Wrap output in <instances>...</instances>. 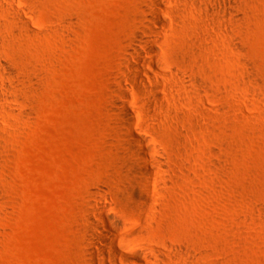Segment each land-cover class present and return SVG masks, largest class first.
Returning <instances> with one entry per match:
<instances>
[{"label": "rangeland", "instance_id": "rangeland-1", "mask_svg": "<svg viewBox=\"0 0 264 264\" xmlns=\"http://www.w3.org/2000/svg\"><path fill=\"white\" fill-rule=\"evenodd\" d=\"M151 1L16 0L30 31L2 15L0 264H89L99 203L127 252L168 243L186 247L168 264H264V0H164L165 28ZM146 25L159 33L140 55L149 90L126 81ZM120 85L160 177L138 223Z\"/></svg>", "mask_w": 264, "mask_h": 264}, {"label": "bare ground", "instance_id": "bare-ground-1", "mask_svg": "<svg viewBox=\"0 0 264 264\" xmlns=\"http://www.w3.org/2000/svg\"><path fill=\"white\" fill-rule=\"evenodd\" d=\"M2 1H6L8 6H4ZM151 3L153 8L151 9L149 15L150 21L157 27L165 28L164 20L160 14V12L164 10V0H152ZM7 12H11L12 15L18 17L17 24L20 30L22 27L24 28L23 31L31 30L29 23L21 19V15L25 13V10L16 7V0H0V43L2 33H12V30H10L8 26L9 20L6 18L4 21H1L2 15L8 14ZM207 12L214 13L211 9H208ZM158 35L159 33L155 30V28L146 25L142 29V34L135 36L140 49H133V52L137 56L138 60L132 63L126 62V67L130 71L126 74V81L129 87H146L149 90L148 82L144 77L147 75L146 67L148 64L140 60V55L143 52H146L149 55L154 53V42L157 40ZM0 68L7 74H11L13 72V69L1 60ZM191 82L197 87L201 86V82L196 77H192ZM117 93L123 100V103L119 107V112L127 120L126 124L121 127L125 131L130 144H134L136 146L135 149L128 148L134 155V158L128 159L126 157L123 162L130 168L129 175L133 178L134 187L126 196V200L131 204L134 212H136L133 214V219L136 223H138L141 222L142 219L141 213L149 207L148 198H150L154 193L150 182L157 181L160 177L150 168L153 161L150 158L148 149L132 128L134 117L127 106L128 95L121 85L118 87ZM149 102L162 103L163 98L154 94L149 96ZM12 121L16 123L15 118ZM138 190H141L142 194H140ZM104 193L105 187L102 186L95 192H92V197L96 200L97 197L104 196ZM95 206H97L94 211L98 223H90L88 239V243L91 246L88 254L89 264H131L132 262L135 264H149L152 262L155 264H168L178 255L186 253V247L184 245H177L174 247L168 243H163L165 252L156 247L145 246H141L131 253L127 252L121 246L119 240L121 235L116 230V227L122 229L125 224L109 216L105 217L103 214V210L106 207L105 204L99 203L98 205L95 204ZM115 224H117V226H115ZM116 258H118V261Z\"/></svg>", "mask_w": 264, "mask_h": 264}]
</instances>
